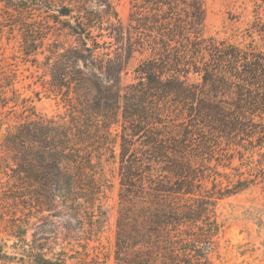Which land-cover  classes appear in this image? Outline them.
I'll list each match as a JSON object with an SVG mask.
<instances>
[{"label": "trees", "instance_id": "1", "mask_svg": "<svg viewBox=\"0 0 264 264\" xmlns=\"http://www.w3.org/2000/svg\"><path fill=\"white\" fill-rule=\"evenodd\" d=\"M19 7L25 12L40 7L45 13L44 20L21 23L22 53L33 55L49 34L54 38L46 53L41 52L48 78L43 85L62 101L68 119L32 118L29 114L3 138L0 149L9 160L3 159V168L9 171L3 201L8 204L11 200L14 206L8 235L16 240L9 247L16 252H8V240L0 239V263L67 264L43 254V244L35 239L41 227L30 221L38 215L40 219L57 217L59 212L50 213L55 199L70 217L82 220L93 213L87 210L93 208L104 187L100 169L104 131L116 125L123 132L119 161L122 200L144 202L142 195L150 197V205L133 216L151 210V218L147 214L145 221L157 238L163 264L206 260L207 249L196 248L208 239L203 227L196 224L198 212L189 208L176 211L175 206L160 202V197L192 194L193 170L188 164L174 162L186 148L188 132L184 135V131L189 126L225 140L255 141V147L264 148V52L252 45L241 49L200 39L202 0H142L132 6L127 28L120 25L108 0H21ZM145 10L148 15L142 14ZM104 31L116 43L114 58L104 54ZM61 37L71 42L62 43ZM135 54L146 56L134 70L138 82L122 87L121 74ZM190 76L201 84L188 83ZM166 106L188 122L185 127L181 126L184 122L179 123L178 140L163 133ZM106 139L112 158L114 140L109 134ZM137 153L147 162L165 163L160 170L165 173L163 178L144 177ZM171 177L175 178L172 182ZM44 212H49L47 217ZM188 224L195 225L197 232L182 229ZM30 229L34 232L28 243ZM121 237L118 229V261L122 248L135 247ZM191 252L196 255L189 257Z\"/></svg>", "mask_w": 264, "mask_h": 264}, {"label": "rangeland", "instance_id": "2", "mask_svg": "<svg viewBox=\"0 0 264 264\" xmlns=\"http://www.w3.org/2000/svg\"><path fill=\"white\" fill-rule=\"evenodd\" d=\"M20 1L0 0V145L7 133L14 131L29 114H33L29 115L32 118L68 119L62 101L49 94L47 86L43 85L48 78L44 74V55L41 52L46 53L47 44L54 38L49 34L41 49L33 55L26 56L22 53L21 23L44 20L45 13L40 7L25 12L19 7ZM108 2L120 25L127 28L129 16L134 10L132 6L142 0ZM202 8L200 39L226 42L241 49L252 45L264 52V0H202ZM142 14L148 15L149 10ZM64 19L61 18L62 21ZM106 33L102 32L104 54L114 58L116 43ZM59 41L71 42L62 37ZM122 57L125 58V54ZM145 57L135 54L128 61L121 74L122 87L138 82L134 70ZM188 83L201 84V80L190 76ZM175 115L170 106L165 107L164 117L162 116V125L165 124V127L162 126V130L165 129L164 134L172 135L178 140L181 133L179 123L184 122L181 126L185 127L188 122ZM122 133L118 125L111 126L108 132L104 131V156L100 164L104 187L93 208L87 210L93 213L84 215L82 220L70 217L71 214H66L58 207V199H55L50 213L59 212L57 217L40 219L38 215L31 219L30 223L37 222L41 227V232L37 231L35 239L43 244V254L46 257L61 258L67 264H84L93 260L101 264H163V258L159 254L161 249L156 245L157 238L145 221L148 220L147 214L151 218V210H143L144 215L138 214L136 218L133 216L136 210L139 212L150 205V197L142 195L144 202L134 198L131 203H126L121 197L123 189L119 161ZM126 133L130 131L127 130ZM107 134L114 140L112 158L106 149ZM184 135L187 136L186 148L181 152L183 155L175 156L174 162L188 164L193 170L194 177L189 189L192 194L162 196L160 202L175 206L176 211L189 208L190 211L198 212L196 224L202 226V233L208 236L205 243L196 246L197 249L205 248L208 251L206 260H202L200 264H264V148L255 147V141L252 143L238 138L225 140L205 129L190 126L189 131H184ZM135 140L133 138L132 141ZM137 146L136 143L135 147ZM172 155L169 153V156ZM136 156L141 159L144 177L163 178L165 173L160 170L165 168V163H148L141 153ZM3 159L7 158L0 149V239L8 240L7 251L11 253L16 252L9 248L16 240L8 235L12 231L10 220L12 213L14 214V206L11 205V200L8 204L3 201L6 199L4 194L7 189L5 173H9L3 168ZM146 165L150 166L151 172H146L149 168ZM170 179L171 182L175 180L173 177ZM164 181L169 183L167 179ZM147 184L145 183V188ZM48 214L49 212H44L43 216L47 217ZM16 215L20 216L19 213ZM118 229L121 238L135 246L132 250L136 251L135 254L132 250L122 248L119 261L116 260ZM182 229L192 231V234L197 232L193 224L185 225ZM33 232L30 229L27 233L28 243L32 240ZM194 255L196 254L191 252L189 257Z\"/></svg>", "mask_w": 264, "mask_h": 264}]
</instances>
